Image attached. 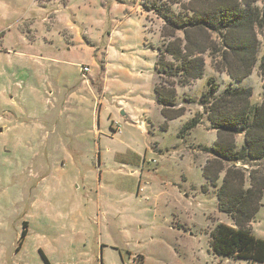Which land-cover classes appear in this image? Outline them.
<instances>
[{
	"label": "rangeland",
	"instance_id": "374dc122",
	"mask_svg": "<svg viewBox=\"0 0 264 264\" xmlns=\"http://www.w3.org/2000/svg\"><path fill=\"white\" fill-rule=\"evenodd\" d=\"M162 2L0 0V264H257L201 255L231 220L199 167L216 140L200 98L212 79L215 96L250 87L261 103L264 29L240 82L206 52L202 78L176 83L184 113L169 124L153 98L162 20L147 9ZM236 165L264 172V158ZM250 227L264 238V193Z\"/></svg>",
	"mask_w": 264,
	"mask_h": 264
},
{
	"label": "trees",
	"instance_id": "16d2710c",
	"mask_svg": "<svg viewBox=\"0 0 264 264\" xmlns=\"http://www.w3.org/2000/svg\"><path fill=\"white\" fill-rule=\"evenodd\" d=\"M257 1L167 0L147 6L162 20L163 47L157 48L154 69L167 78L154 85L153 93L165 122L183 115L184 108L175 107V85L202 78L206 52L214 59L219 57L218 68L236 82L252 73L258 61L256 30L264 29V7L260 9ZM259 73L264 83V55L259 59ZM216 91L217 84L210 79L208 92L200 98L210 127L216 131V140L205 149L212 157L206 159L201 173L215 188L218 210L230 218L231 225L217 223L211 229L209 249L216 256L261 264L264 238L256 236L250 224L261 206L264 172L246 173L236 164L264 158V90L258 105L250 101V87L229 85L215 96ZM196 125L194 119L184 128ZM238 134L243 136L240 147L235 142ZM201 190L206 192L207 185ZM42 259L49 264L44 255Z\"/></svg>",
	"mask_w": 264,
	"mask_h": 264
},
{
	"label": "crops",
	"instance_id": "0c3cea01",
	"mask_svg": "<svg viewBox=\"0 0 264 264\" xmlns=\"http://www.w3.org/2000/svg\"><path fill=\"white\" fill-rule=\"evenodd\" d=\"M3 37V35L0 37V39ZM81 67H84V66H81ZM80 67V68H81ZM88 67V66H87ZM88 70H89V68H88ZM153 98H154V102H155V104L159 107V112H160V109H161V106L157 103V101H156V97H155V95H154V93H153ZM161 114V113H160ZM162 116V115H161ZM182 116V115H181ZM181 116H179V117H177V118H175V119H172V120H168V122H169V124L171 123V122H173V121H175V120H177L178 118H180ZM134 119L136 120L137 118H135V116H134ZM162 119L164 120V118H163V116H162ZM138 125H140V127L142 126V127H146V125H147V123H145V124H143L142 125V122L141 121H139L138 122ZM169 127V126H168ZM194 128H195V126H194ZM162 131H166L165 129L164 130H162ZM0 132H1V129H0ZM207 159V158H206ZM206 159H205V161H206ZM205 163V162H204ZM204 163L203 164H201V166H199L200 167V170L202 169V166L204 165ZM202 174V173H201ZM204 179V178H203ZM204 183H206V180L204 179ZM202 191V190H201ZM203 192V191H202ZM205 193V192H204ZM260 210V209H259ZM259 212V211H258ZM253 222V221H252ZM251 222V223H252ZM184 231H186V230H184ZM190 234V233H189ZM191 235V234H190ZM192 235H195V234H192ZM205 235V234H204ZM206 237V236H205ZM259 237V236H258ZM207 238V239H206ZM205 239H206V244H205V253H207V254H201V255H203V259L205 260L206 258H207V255H211L212 257H213V259H215V258H217L218 260H219V262H220V260H222V259H232V258H226V257H220V256H216V255H214V254H212L211 253V251H210V249H209V245H208V241H209V235L206 237ZM200 260H201V258H200V256L197 258V261H196V263L195 264H200ZM237 260V259H236ZM142 261H143V257H142ZM247 263H249V262H247ZM141 264H142V262H141ZM220 264V263H219ZM261 264H264V262L263 263H261Z\"/></svg>",
	"mask_w": 264,
	"mask_h": 264
},
{
	"label": "built area",
	"instance_id": "2783aa9c",
	"mask_svg": "<svg viewBox=\"0 0 264 264\" xmlns=\"http://www.w3.org/2000/svg\"><path fill=\"white\" fill-rule=\"evenodd\" d=\"M82 70L83 71H88V67L87 66H84V67H82Z\"/></svg>",
	"mask_w": 264,
	"mask_h": 264
}]
</instances>
